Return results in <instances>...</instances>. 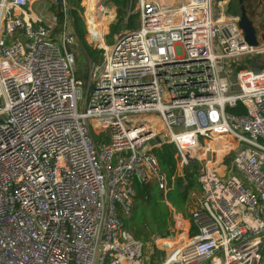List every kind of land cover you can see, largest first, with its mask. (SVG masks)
Returning <instances> with one entry per match:
<instances>
[{
	"label": "built area",
	"instance_id": "1",
	"mask_svg": "<svg viewBox=\"0 0 264 264\" xmlns=\"http://www.w3.org/2000/svg\"><path fill=\"white\" fill-rule=\"evenodd\" d=\"M55 1L56 33L30 0H0V264H145L121 220L134 181L166 188L161 143L179 169L197 161L200 192L188 234L147 264H264V70L248 69L264 46L222 1L138 0L137 28L102 43L83 82ZM220 138L229 165L202 149Z\"/></svg>",
	"mask_w": 264,
	"mask_h": 264
},
{
	"label": "trees",
	"instance_id": "2",
	"mask_svg": "<svg viewBox=\"0 0 264 264\" xmlns=\"http://www.w3.org/2000/svg\"><path fill=\"white\" fill-rule=\"evenodd\" d=\"M132 1L133 0H107V3L113 5L116 9L115 20L113 23L110 24L109 33L106 37L108 45L112 44V42L110 43L112 37L117 35L121 30H134L137 28L138 16L136 14H127L129 6H132ZM227 1L228 4L226 13L238 16L239 9L236 0ZM242 2L247 17L249 18V20H251L255 30L260 29V31L263 30L264 32V15H261L258 11V9L260 8L258 5V0H242ZM71 3L74 4V6L70 8L72 26L76 36V42L82 48V50L78 52L76 60L82 61L77 63L79 67L82 68L84 65V56L87 59L100 62L102 59L101 51L92 49L86 44V29L84 21L82 19V12L79 6V1L71 0ZM52 15L56 19V27L53 31L54 33H56L57 25H59L61 22V15L58 12H54V14ZM229 112H232L234 114H241L244 112V110L239 105L234 109H229ZM101 138L102 135L94 136V139L97 143L101 140ZM150 153L157 160L159 171L165 177V180L168 183L169 190L166 194V199L170 204H172L176 209H179L180 206L189 203V197L191 192H197L199 195L200 187L197 182V162L188 163L186 166L179 169L177 166V158L175 156L176 150L173 145L166 143H161L159 147L152 148L150 150ZM226 159L229 158L226 157ZM230 161L225 163H228L227 165H229ZM133 189L135 195L133 198L130 216L126 219H122L121 222L123 223L124 228L132 235V237L141 242V240H139L140 233L136 230V219L134 218L137 217L136 211L141 208L145 209L155 203V199L159 198V195L160 197H162V190L158 188V184L156 181H150L147 183H139L138 181H134ZM190 219L191 213L189 214V221ZM160 254L163 255L162 252H160Z\"/></svg>",
	"mask_w": 264,
	"mask_h": 264
},
{
	"label": "rangeland",
	"instance_id": "3",
	"mask_svg": "<svg viewBox=\"0 0 264 264\" xmlns=\"http://www.w3.org/2000/svg\"><path fill=\"white\" fill-rule=\"evenodd\" d=\"M79 1V6L81 8L82 12V19L84 21L85 29H86V36L85 41L88 46H90L92 49L100 50V45L104 43V45L108 46V41L106 40V37L109 33V26L111 23L115 20V14L116 9L113 5L107 3V0H90L89 1V9H94L95 7L99 6L100 3H102L104 6L112 7L113 9V18L106 24L104 29V35L101 37V43L97 42V23L95 17H92V12L89 11V13L86 11L88 10L86 5V0H76ZM159 1V0H156ZM164 3H177L179 0H160ZM159 1V2H160ZM264 2V0H262ZM31 2V10L34 15H37V17L41 18V20L48 24L52 25L53 19L52 14L54 12H59V6L56 4L57 2L54 0H30ZM225 4L222 5V8L226 12L227 9V0H223ZM220 3L219 1H215V4L218 5ZM131 7L129 6L127 14L131 15H137L138 16V0H133L131 3ZM74 6L73 3H71V0H65V7L67 10V15L69 16L70 11L69 9ZM227 14V13H226ZM49 19H51L49 21ZM69 21V20H68ZM57 28H59V25H57ZM102 29V27H101ZM107 29V30H106ZM124 30H121L120 32H123ZM57 32V30H56ZM119 32V33H120ZM118 33V34H119ZM114 36L112 37L111 42H113ZM75 56H77L78 52L82 50V48L79 46V44L76 42L73 46ZM101 51V50H100ZM77 58V57H76ZM101 58H102V51H101ZM84 59V65L82 68L79 67L77 63L82 61L76 60V72H77V78L83 82L87 81L88 75L90 73V69H99L101 66V62H96L90 59H87L85 56ZM243 64V60L240 62V65ZM231 79H234V77L231 76ZM233 84V83H232ZM234 88L233 91L237 90V86L235 83L233 84ZM225 142H223L220 139L206 143V147L202 149H217V161L219 159L222 160V165H227L230 159L233 156V153H225L226 152V145H224ZM210 145V147H208ZM203 151V150H202ZM216 153H207L206 157L207 159L210 158V156H215ZM229 156V157H228ZM229 158V159H226ZM192 157L190 158V160ZM224 160V163H223ZM192 162H197L192 161ZM189 162V163H192ZM198 168V167H197ZM237 178H240V175L235 173L234 174ZM168 183L166 181V188L162 189V197L155 199V203L150 205L149 207L145 209H139L136 211L137 217H134L136 219V230L140 233L139 240H141V243H143V259L145 264L148 263V260L151 258L148 253L155 252V255H160L163 257L165 252L163 246V243L166 244H173L176 242H179L182 237H184L186 234H188L190 230V221H189V214L196 208L198 203V193L197 192H191L189 197V203L182 205L179 207V209H176L172 204L168 202L166 199V194L168 192ZM185 213V214H182ZM159 249V251H157ZM162 250V251H161ZM160 252L163 253V255L160 254Z\"/></svg>",
	"mask_w": 264,
	"mask_h": 264
},
{
	"label": "water",
	"instance_id": "4",
	"mask_svg": "<svg viewBox=\"0 0 264 264\" xmlns=\"http://www.w3.org/2000/svg\"><path fill=\"white\" fill-rule=\"evenodd\" d=\"M236 2L239 9L238 27L243 33V42L248 47H256L258 42L264 46V32L260 31L258 34L256 33L251 20L247 17L242 0H236ZM258 5L261 10H264V2L262 0H258ZM248 69L254 75L260 74L264 70V55L253 58L248 65ZM160 143L159 138H155L150 142L152 147H156Z\"/></svg>",
	"mask_w": 264,
	"mask_h": 264
},
{
	"label": "bare ground",
	"instance_id": "5",
	"mask_svg": "<svg viewBox=\"0 0 264 264\" xmlns=\"http://www.w3.org/2000/svg\"><path fill=\"white\" fill-rule=\"evenodd\" d=\"M89 1L86 0V5L88 10H86L88 13L89 11L92 12V17H95L96 23L98 25L97 27V42L101 43V37L104 35V29L106 24L113 18V13L111 12V7L104 6L102 3L99 4V6L95 7L94 9H89ZM160 1V0H159ZM161 2V1H160ZM51 19H49L50 21ZM102 27V29H101ZM210 147V145H208ZM163 245H166L164 242Z\"/></svg>",
	"mask_w": 264,
	"mask_h": 264
},
{
	"label": "flooded vegetation",
	"instance_id": "6",
	"mask_svg": "<svg viewBox=\"0 0 264 264\" xmlns=\"http://www.w3.org/2000/svg\"><path fill=\"white\" fill-rule=\"evenodd\" d=\"M258 11H259V13H260L261 15H264V10H261V9L259 8ZM259 31H260V29H257V30H256L257 34H258ZM262 31H263V30H262Z\"/></svg>",
	"mask_w": 264,
	"mask_h": 264
},
{
	"label": "crops",
	"instance_id": "7",
	"mask_svg": "<svg viewBox=\"0 0 264 264\" xmlns=\"http://www.w3.org/2000/svg\"><path fill=\"white\" fill-rule=\"evenodd\" d=\"M109 9H111V12L113 13V9H112V7L111 8H109ZM37 16V15H36Z\"/></svg>",
	"mask_w": 264,
	"mask_h": 264
}]
</instances>
